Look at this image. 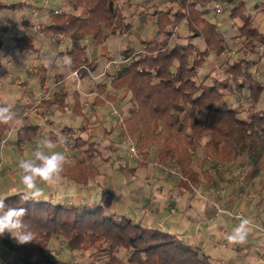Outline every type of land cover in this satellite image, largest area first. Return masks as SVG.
<instances>
[{
  "label": "trees",
  "instance_id": "trees-1",
  "mask_svg": "<svg viewBox=\"0 0 264 264\" xmlns=\"http://www.w3.org/2000/svg\"><path fill=\"white\" fill-rule=\"evenodd\" d=\"M118 0H73L71 12H52L50 24L45 32L70 35L71 46L66 51L72 59L71 69L84 77L93 69L82 41L91 37L96 43H103L109 35L126 34L133 25L117 7ZM178 8L168 7L155 12L158 33L165 38L148 42L140 51H135L131 62L119 70L110 83L101 81L96 85L94 104L103 106L115 101L108 93V85L114 89L126 88L131 93L129 116L120 124L126 140H133L147 159L150 148L157 147L159 163L170 160L177 162L184 177L183 186H198L201 175L212 180L207 170L199 172L193 166L192 150L202 148L207 160L231 163L246 159L250 168L244 179L251 183L264 172V110H256L247 117H241L239 110L229 104L226 90L232 82L239 90L247 87L254 102L264 93V84L242 65L246 59L234 62L227 68L229 77L216 78L211 84L197 83L195 77L211 54L221 55L229 47L228 36L221 32L215 22L206 15L210 3L218 0H169ZM234 3L230 10L232 18H240V34L245 44L254 49L257 43L264 44V33L253 25V18L245 10L244 0H227ZM264 12V0L255 4ZM6 4L0 1V8ZM82 8L85 14L77 13ZM185 23L188 29L186 42L170 46L172 29ZM109 30L106 33L105 30ZM202 38L204 48L195 43ZM33 37L24 35L16 39L21 49H33ZM41 83L46 82L47 68L38 70ZM68 92L56 90L52 97H42L45 108L54 105L60 110L66 106ZM74 112L82 113L80 95L74 92ZM8 105L1 101L0 106ZM22 123L0 124V143L6 132L17 130V142L30 141L38 134L39 126L28 116H20ZM87 126L77 130L62 129L64 134L85 131ZM75 136V135H73ZM53 140L57 139L51 134ZM91 135L83 140L76 135L75 145L79 154L74 163L66 165L63 177L78 187H86L100 174L93 164L98 155ZM208 138L205 143L203 139ZM211 177V178H210ZM20 193L6 196V207H25L28 210L24 221L34 232L35 240L24 245L15 241L14 248L26 264H54L47 254L52 238L65 244L71 251L90 250L91 264H215L204 248L187 242L167 230L148 227L141 221L109 212L102 204L83 207L50 199L23 201ZM127 251L126 258L120 256ZM100 258V263L97 259Z\"/></svg>",
  "mask_w": 264,
  "mask_h": 264
},
{
  "label": "rangeland",
  "instance_id": "rangeland-1",
  "mask_svg": "<svg viewBox=\"0 0 264 264\" xmlns=\"http://www.w3.org/2000/svg\"><path fill=\"white\" fill-rule=\"evenodd\" d=\"M5 1L8 3L6 4L5 9L4 7L1 8L3 10L0 9V21H10L14 23V25L16 23V26L12 25L15 28L11 30L13 31L11 33L17 35H22V31L25 29V26L22 23L25 18L23 16H25V14L26 16L32 14L34 11L33 7L44 8L43 12H40L43 14V17L42 14L36 16V19H38L37 17H42L40 21H38L39 19L36 20L33 18L35 19L34 22L37 23V27H40L37 28L40 31L43 30L42 26H46V22L50 21L49 15L52 12L56 9L67 12L72 9L73 3V0H27V2L31 3L33 7H25L22 3L26 0ZM222 1L226 2L222 12H214V2H212L208 6L210 12L207 17L220 24L219 28L229 37V47L221 55L211 54L199 69L195 80L197 83L204 82L211 84L216 78L223 79L227 76L229 77L227 72L229 65L240 61L241 59H246L248 64L243 63L242 67L245 70H248L255 78L259 79L264 84V44L257 43L253 50L247 47L245 44L247 39L240 34L239 30V27L243 23L242 20L230 16L232 5L238 3V1H235L233 4L227 0ZM259 1L261 0H244L245 10L252 15L253 25L264 33V12L255 6ZM63 2H67V4L65 5ZM116 5L120 11L125 14L126 20L133 25L132 30L122 35H109L101 44L96 43L91 37L86 38L89 40L86 41L87 56L92 60L94 59L93 61L97 59V78L100 82L107 80L108 77H112V75H115L119 70L127 66L131 62L134 52L142 50L148 42L165 38L164 34L158 33L155 12L163 11L168 7H172L174 10L178 8L177 4H174L169 0H118ZM1 30L2 26H0V31ZM105 32L109 33V30L106 29ZM186 32L188 34V29L185 23L173 28L169 45L173 46L178 42H186ZM37 35L38 38L36 39V44H34L33 41V46L37 45L39 48H34L35 50L27 49L28 51L25 55L18 52V50H15L8 55L7 60H10L9 65L4 60L2 61V66H0L7 69L9 68V74L2 78L4 82L2 89L4 88V91L8 93L7 96H5L3 92V95L10 103H13L14 100L12 99H14L15 95L20 92L19 89L22 87L21 85L15 84V81L18 80L21 84H24L26 82L25 80L30 81L27 72L29 74L36 72V66L31 68V64L36 60V50L39 51L40 46H42L43 42L45 43V40H42L41 38L42 35L38 33ZM51 38L53 43L59 40L57 33H53ZM194 41L197 46L204 48V41L202 38H197ZM69 42V40L66 41V43ZM41 48V59L42 61L48 62L52 55L51 48L45 44ZM61 48H63V46ZM33 63H35V61ZM38 63L39 61H37V64ZM66 68L64 69L65 72H70V70ZM72 75L77 79L76 77L78 75L74 74V71ZM56 78H58V76H56ZM54 81L56 82V80ZM6 82H14L15 87H13V90L6 89ZM31 84L32 89H36L37 91L35 94L37 98H35L36 101L40 100L42 97H46L47 91L40 88V86H38L39 83H35L33 80ZM73 86L74 85H70L71 89L74 88ZM232 88L233 89L231 90L225 91L226 99L231 106L239 110L241 117H247L256 110H264V93H262L258 102H254L249 95L247 87L239 90L235 83L232 82ZM53 89L55 90L54 87ZM109 91L112 92H110V94L114 96L116 101L118 89L112 88ZM36 101L32 100L31 102L32 104H36ZM115 101H112V103ZM73 102L74 99L71 97L70 103L72 104ZM116 103L117 102L114 104ZM131 104L133 103L131 102L129 105V102H127L125 104L126 107L121 109L120 113L119 111L114 112L118 126L124 118L129 116ZM23 111L25 110L23 109ZM52 111L56 114L52 117L53 125L51 129L59 128L65 123L71 122L74 124L71 120V118L75 119L72 110L63 113L57 111L56 107L53 106ZM35 123H38L41 126L38 135L50 139L48 137L50 128L43 125L42 121H36ZM96 127H98L96 139L98 142L97 150L99 153L94 159L93 164L101 170L102 175L99 174L97 177L93 178L92 180H95L96 185L95 182L91 185H95L94 187L98 188L100 191L105 183L109 184L112 182V184H110L113 186L111 187V193H120L118 198L121 202L126 203L130 198L136 199V197L139 198L141 196L143 206L149 207V209L152 208V200L149 196L152 191H146L147 189H145L142 193L139 192V190L142 187L151 188L154 192H158L163 200V211L165 213L172 214V209H174L175 212L173 214L179 215L181 213H189L191 212L189 208H193V213L195 215L193 223L196 225V228H199V231L208 226V217H206V219L204 218L207 216L205 213V210L207 209L212 210L213 208H216L218 213L223 214L226 217V224L231 225L230 220H232L235 221L236 223L234 224L238 226L242 220L247 219L251 221L250 228L252 229V232L254 234H259L258 238H255V235L253 234L250 236L251 240L248 239L243 246H237L242 258L235 255L230 264H261V260H264V249L260 248L259 242H257L256 239L259 240L264 236V172L249 183L244 179L246 172L250 168L246 159L231 163L221 162L223 165H219L220 162L214 163L207 160L204 156L203 149L198 148L191 151L193 155V166L199 172L207 170L210 173L212 180H207L204 175H201V180L198 186L187 188L182 184L184 177L176 161L170 160L166 163L158 162L156 146L150 148V155L146 160L143 159L138 148V155L136 157H128L125 154L127 147L132 142L136 145L135 141L124 139L122 133L110 136L111 132L104 131L101 125H97ZM59 133L61 136L67 137L66 143L69 146V149H65L64 145H62L57 150L65 153L68 157L69 163H74L79 154V149L75 145L76 140L73 134L68 136L61 131ZM8 134L9 131L5 133V136H9ZM55 135L57 136V134ZM15 137L16 130H13L10 136L6 138L7 144L0 150V196L6 197L24 191L23 186L19 182L20 170L18 166L15 168L10 167V169H8L9 167H5L4 164V149L8 144L12 145L11 140ZM207 139L208 138H204L203 143H205ZM13 148L17 153L29 152L28 158H30L34 145L28 144L21 146L15 141ZM109 176L113 178V181L108 179ZM226 181L227 185L225 184ZM90 182L88 185H90ZM88 185L82 188L73 186L68 188V192H61L60 194L55 193L56 191L54 192V188L56 187L49 188L41 185L44 189V195L39 200L50 199L54 202L74 204L76 203L77 197L81 195L80 193H86V191H88ZM88 200L90 201L88 206H93L96 204L98 197L92 198L89 196ZM223 202H225L224 205ZM81 206L86 207L85 205ZM217 207L221 210L220 212ZM122 210L120 209V212H122ZM237 210L243 212L241 218L235 216ZM227 211L228 213H225ZM197 234V236L200 235L199 232H197ZM197 236L196 238H198ZM252 239L255 241H252ZM1 242L5 245V249L9 250L10 254L9 257H3L0 260V264H3V259H9L8 264H11V260H14L16 264H26L19 257L14 248L15 240L11 238L9 234L5 233L4 236H0V244ZM46 252L54 261V264H91L90 250L71 251L66 248L64 243L58 241L56 238L50 240ZM228 252L233 254L234 248L231 246V248L228 249ZM120 256L126 258L127 251L122 249ZM214 260L218 261L217 256ZM97 262L100 263V258L97 259ZM218 262L221 264H227L220 260Z\"/></svg>",
  "mask_w": 264,
  "mask_h": 264
},
{
  "label": "crops",
  "instance_id": "crops-1",
  "mask_svg": "<svg viewBox=\"0 0 264 264\" xmlns=\"http://www.w3.org/2000/svg\"><path fill=\"white\" fill-rule=\"evenodd\" d=\"M2 3L7 4L8 2H6L5 0H0ZM65 5L67 4V2H63ZM25 7H33L31 3L24 1L22 3ZM15 5V4H14ZM1 9V8H0ZM5 9V7H4ZM34 11L32 12V14L26 16L25 17V21L23 19L22 23L25 26L24 31H22V35H17L15 33H11L15 27H13L12 25H14V23L10 22V21H6V22H1L0 21V26H2V30L0 31V66H2V61H6V63L9 65L10 60H7L8 55L15 51L18 50V52L23 53V55H25L27 53V49H21L20 47L17 46V42L16 39L18 37H22L24 35H29L31 37H33L34 39V44H36V39L38 38V34L42 35V40H45V43L43 42L42 46L48 45L51 48V52L52 55L50 57V59L48 60V62L42 61L41 59V47L39 51L36 50V60L35 63L32 62L31 64V68L35 67V73L32 72L31 74H29L27 72V75L30 79L29 80H25L26 82L24 84H21L20 81L16 80L15 84L17 85H21V89H19V93H17L14 97L13 103H10L9 101H7V99L4 97L7 96V92L4 91L5 89L3 87V80L2 78L6 77L9 73V68H5V67H0V99L1 101L7 103V104H11L13 105V107L17 110V112L20 114V116H28L29 119L35 123L36 121H42L43 125L47 126L50 128V133L48 135V137L53 140V138L51 137V134H59L61 135L59 132H63L62 129L66 126L71 127L75 130H77L78 128H80V126H87L88 129H86L85 131H76L73 135H79V137L83 140H86L89 138V135H91V139L90 141L94 142L96 149H98V142H97V130L98 127H96L97 125H101L104 129V131H109L111 132L110 136L115 135L117 133H121V129H120V125L118 126L117 124V119L116 116L114 114V112L121 111V109H124L126 107V103L129 102V105L131 103L130 98H131V93L129 90L127 89H118V94H117V100L115 102H117L116 104H114L115 102H107L105 105L103 106H98L94 104V99L96 97V85L97 83H99L100 81L97 78V68H98V64L97 63V59H95V61H93L92 59L89 60L91 61V68H93L88 75H85L84 77H79L77 76L75 79V77L72 75L73 70L70 67L64 66L62 61H63V57L68 56V54H66V51L70 48L71 46V38L69 34L66 33H59L57 34V36L59 37V40L55 43L52 42V32L46 33L43 30L37 29L40 27H37V23L34 22V20L36 19L37 15H41L42 13H40L41 11L43 12L44 8H38V7H33ZM3 10V9H1ZM0 10V11H1ZM74 11L73 9L67 11ZM85 11L82 9H80L79 11H77V13L80 14H85ZM209 14V13H208ZM208 14L206 15V17L208 16ZM43 17V14H42ZM42 17H37L38 21H40V19H42ZM50 17V15H49ZM35 18V19H33ZM209 19V17H207ZM211 20V19H209ZM212 22H215L214 20H211ZM216 23V22H215ZM50 24L49 22H46L45 25ZM218 25V28L220 26V24L216 23ZM16 26V23L15 25ZM44 27V26H42ZM42 29V28H41ZM219 30L223 33H225L224 31H222L220 28ZM61 34V35H60ZM226 34V33H225ZM187 32H186V36H187ZM227 35V34H226ZM66 38V39H65ZM229 38V37H228ZM70 41L69 43H66V41L68 40ZM88 39H84L82 41L83 44H87L86 41ZM89 41V40H88ZM63 46V48H61ZM39 48L37 45H34L33 49L31 50H35V49ZM87 48V45H86ZM87 51V49H86ZM37 61H39V63L37 64ZM42 66H45L47 68V71L45 72L46 74V82L45 83H41L40 81V75L42 74V71H38L39 68H41ZM67 67V68H66ZM68 69L70 70V72H65L64 69ZM97 72V73H96ZM96 75V76H95ZM56 76H58V78H56ZM95 76V77H94ZM113 77V75H112ZM111 76L108 77L107 80H105L104 82L109 84V80H111L112 78ZM96 78V79H95ZM95 79V80H94ZM34 80L35 83H39L38 86H40V88H42L43 90L45 89L47 91L46 93V97H52L54 92L56 90L59 89H64L68 92V96H67V100H66V106L64 110H60L56 107V105H54L57 109V111H61L63 113L72 110L73 115H75V119L71 120L74 122V124L70 123H65L64 125H61L59 128L56 129H51L52 125H53V120L52 117L56 114L54 113L53 110V106L50 108H45L42 106V104L40 103V100L36 101V96L35 94L37 93L36 89H32L31 87V82ZM56 80V82L54 81ZM6 81V79H5ZM14 82H6V89L9 90H13V87H15ZM52 84V86H51ZM70 85H74L71 89ZM53 87L55 88V90L53 89ZM110 89H112V87L110 85H108V89L107 91L110 93L111 91H109ZM77 91L80 95V100H81V104H82V113L76 114L73 110L74 105H75V101L71 104L70 103V98L73 97L74 99V92ZM4 92V95H3ZM112 93V92H111ZM36 98V99H35ZM11 100V101H12ZM36 101V104H32L31 101ZM37 105V106H36ZM23 109L25 111H23ZM75 113V114H74ZM39 126V130H38V134L40 132L41 126L38 123H35ZM13 132L10 131V134ZM36 135L34 136L30 141H26L23 143H19L21 146H25L28 144L34 145V148L36 146V144L41 140V139H45L46 137H42L40 135ZM63 134V133H62ZM68 136H70L71 134H67ZM74 136V137H75ZM11 140V139H10ZM15 141H17V130H16V137L11 140L12 145L8 144V146L4 149L5 153H4V164L5 167H9L8 169H10V167H17L18 166V162L20 159L22 158H28L29 157V152L27 153H17L16 150H14V143ZM10 143V142H9ZM10 145V146H9ZM33 151V148H32ZM99 152V151H98ZM219 165H223V163L220 162ZM223 172V171H222ZM224 173V172H223ZM100 174L102 175V172L100 170ZM225 174V173H224ZM100 175V176H101ZM63 181L60 185L56 186V188H54V192L57 194H60L61 192H68V188L71 187H78L76 186L72 181L68 180V178L63 177ZM110 181H113V178L111 176H109L108 178ZM95 180H92L90 182V185H88V191L82 192L80 193L81 195L77 197L76 203H74V205H85L87 207H94L97 204H102L105 209L109 212L115 213L118 216H125L127 218H132L136 221H141L143 222V224H145L148 227H156V228H160L163 230H167L173 234H176L179 237L184 238L187 242L193 244V245H198L201 246L202 248L205 249V251L210 255L211 260L213 263L215 264H221L220 262H218L219 260L222 261L223 263H227L230 264L232 263V259L233 257H235V255L240 256L241 254L239 253V249L237 248V246L239 245H234V244H230L227 240V235L231 234L232 230L237 227L234 223H236L235 221L230 220V224H226L227 223V219H225L226 217L223 214H220L217 212L216 208H213L212 210L207 209L205 210L207 216H205L204 218L206 219V217H208V226L206 228H202V230L199 231V228H196L194 225V211L193 208H189V210L191 212L189 213H181V214H173L175 212L174 209H172V214H168L167 212L165 213L163 211V200L161 199V197L159 196L158 192H154L153 190H151V188H141L139 190V192H142L147 189L146 191H152L150 192L149 196L150 199L152 200V208L149 209V207L143 206L142 204V199L141 196L139 198L136 197L135 198H130L128 199V201L125 202H121V200L118 198V196L120 195V193H115L112 194L111 193V187H113L112 182L109 184L104 185V187H102V189L99 191L98 188H95L94 186L96 185H91L92 183H94ZM225 184L227 185V181L225 182ZM45 186V185H44ZM59 187V188H58ZM150 187V186H149ZM81 189V188H80ZM107 189V190H106ZM119 192V191H118ZM137 192V193H139ZM152 194V195H151ZM89 196H91L92 198L98 197V200L96 202V204L89 205L90 201L88 200ZM139 196V195H138ZM141 199V200H140ZM53 201V200H52ZM225 204V202H223V205ZM120 209L122 210V212H120ZM188 209V208H187ZM186 209V210H187ZM235 209V208H234ZM225 213H228L225 212ZM206 222V223H207ZM195 227V228H194ZM198 227V226H197ZM209 227V229H208ZM215 230V231H214ZM197 232L200 233L199 236H197ZM254 233L252 232V229L250 228V232L249 235L247 237V240L250 239ZM255 238H258L259 234H254ZM196 236L198 238H196ZM251 240V239H250ZM252 241H255L254 239H252ZM257 242H259L260 248L264 249V236L261 237V239L257 240ZM247 242V241H246ZM252 243V242H251ZM250 243V244H251ZM2 244V242H1ZM0 244V245H1ZM231 246L234 248V252L233 254H230L228 252V249L231 248ZM243 246V245H241ZM228 248V249H227ZM9 250L5 249V245L2 244L0 247V260L3 257L8 256L9 257ZM217 256L218 261L214 260V258ZM239 258H242L241 256ZM11 264H16L14 260H11ZM261 264H264V260H261Z\"/></svg>",
  "mask_w": 264,
  "mask_h": 264
},
{
  "label": "clouds",
  "instance_id": "clouds-1",
  "mask_svg": "<svg viewBox=\"0 0 264 264\" xmlns=\"http://www.w3.org/2000/svg\"><path fill=\"white\" fill-rule=\"evenodd\" d=\"M64 66L70 67L72 59L63 57ZM22 123L13 105L0 106V124L13 125ZM66 143V138L57 134L56 140L48 138L40 140L31 153L30 158H22L18 162L20 170L19 182L23 186L20 198L27 201H38L44 195L41 185L49 188L60 185L66 165L69 163L64 152L57 149ZM0 196V236L9 234L17 244L24 245L35 240L34 232L27 226L24 217L28 210L25 207H6L5 199ZM251 221L244 219L231 234L227 236L230 244L243 245L250 232Z\"/></svg>",
  "mask_w": 264,
  "mask_h": 264
},
{
  "label": "built area",
  "instance_id": "built-area-1",
  "mask_svg": "<svg viewBox=\"0 0 264 264\" xmlns=\"http://www.w3.org/2000/svg\"><path fill=\"white\" fill-rule=\"evenodd\" d=\"M225 3L226 2L225 1H222V0H218V1L214 2L213 11L216 12V13L222 12ZM54 12H61V11H59V10L56 9ZM74 74H77L78 75L77 71H74ZM7 137H9V136H5V137L2 138L1 143H0V150L7 144V139H6ZM63 137H65L66 138V141H67V137L66 136H63ZM64 147L67 150L69 149V146L67 145V143L64 144ZM125 154L128 157H136L138 155V150H137V147H136L135 143L132 142L127 147V150H126V153ZM0 170H1V166H0ZM217 209H218L219 212L221 211L219 209V207H217ZM235 216L237 218H241L243 216V212L241 210H237L236 213H235ZM2 261H3V264H8L9 259H7V260H4L3 259Z\"/></svg>",
  "mask_w": 264,
  "mask_h": 264
}]
</instances>
